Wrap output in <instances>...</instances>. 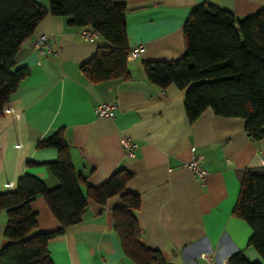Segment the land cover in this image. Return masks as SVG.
Here are the masks:
<instances>
[{
	"label": "crops",
	"instance_id": "obj_1",
	"mask_svg": "<svg viewBox=\"0 0 264 264\" xmlns=\"http://www.w3.org/2000/svg\"><path fill=\"white\" fill-rule=\"evenodd\" d=\"M125 3L129 48L142 44L139 55L127 59L130 76L92 82L80 65L105 41L79 35L89 26L75 27L67 17L45 15L19 47L16 67L28 74L14 90L0 114V193L15 190L17 179L30 174L47 188L58 185L46 163L57 159L54 147H38L42 139L60 131L68 145L80 189L98 187L119 168L133 176L125 190L140 197L136 221L140 241L159 250L168 264H229L242 252L261 261L247 245L252 230L233 214L245 169L261 167L264 138L252 142L240 117H222L209 107L192 122L185 110V89L173 84L160 88L145 78L144 61H171L185 51L183 24L201 3L230 11L238 18L264 9V0H115ZM43 7L48 0H36ZM60 46L57 53L31 46L37 37ZM113 101L110 117H97L100 102ZM134 140L133 156L121 139ZM191 155L200 157L203 181L184 167ZM116 194L99 205L86 198L78 223L49 240L52 264H137L122 250L114 228ZM36 227L30 234L60 227L42 195L30 203ZM6 213L0 210V249L6 244ZM204 254L212 256L207 262Z\"/></svg>",
	"mask_w": 264,
	"mask_h": 264
},
{
	"label": "trees",
	"instance_id": "obj_2",
	"mask_svg": "<svg viewBox=\"0 0 264 264\" xmlns=\"http://www.w3.org/2000/svg\"><path fill=\"white\" fill-rule=\"evenodd\" d=\"M127 10L125 3L115 0H48L47 7L36 0H0V114L28 74L26 67H16L18 49L47 14L67 17L71 26H89L105 41L80 65L90 81L128 78ZM182 30L184 54L171 61L142 62L146 80L160 88L173 84L185 89L184 110L189 122L209 107L222 117L243 118L246 135L259 143L264 138V9L238 19L230 11L201 3L193 8ZM37 146L57 150V159L46 165L58 185L49 189L41 179L24 174L17 179L15 190L0 193V210L7 217V242L0 249V264H52L49 240L80 221L86 198L104 205L116 194L122 204L114 209V228L124 254L137 264H168L159 250L140 241L135 215L140 197L125 190L133 176L130 171L119 168L100 186L86 185L83 193L61 132L55 131ZM37 195L43 196L59 222L57 230L30 234L36 227L30 203ZM233 214L250 226L247 245L262 262L249 261L236 252L228 263L264 264V166L244 170Z\"/></svg>",
	"mask_w": 264,
	"mask_h": 264
},
{
	"label": "built area",
	"instance_id": "obj_3",
	"mask_svg": "<svg viewBox=\"0 0 264 264\" xmlns=\"http://www.w3.org/2000/svg\"><path fill=\"white\" fill-rule=\"evenodd\" d=\"M79 35L84 39H97L98 38V34L93 29L82 30L79 32ZM31 46L34 49L39 50L40 52H42L44 48H46V50L50 53L51 52L57 53L60 49L59 45H56L53 47L49 46L47 43V37L45 36H40L32 40ZM142 48H143L142 44H139V45H136L130 48L127 59L136 58L139 55ZM114 108H115V103L113 101H103V102H100L98 105H96V107L94 108V112L97 117H110L113 114ZM121 144L126 149V155L129 157H132L133 150L137 147V144L134 142V140L128 137H123L121 139ZM260 156H261V164L262 166H264V152H260ZM184 167L189 169L198 180L200 181L204 180L206 171L200 165L199 156L191 155L189 159L185 162ZM202 258L206 260L207 262L212 261V256L209 254H204Z\"/></svg>",
	"mask_w": 264,
	"mask_h": 264
}]
</instances>
